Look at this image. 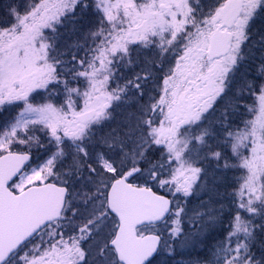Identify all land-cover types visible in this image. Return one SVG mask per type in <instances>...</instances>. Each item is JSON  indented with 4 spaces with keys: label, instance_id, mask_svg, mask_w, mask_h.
Here are the masks:
<instances>
[{
    "label": "snow or ice",
    "instance_id": "1",
    "mask_svg": "<svg viewBox=\"0 0 264 264\" xmlns=\"http://www.w3.org/2000/svg\"><path fill=\"white\" fill-rule=\"evenodd\" d=\"M164 253L264 264V0H0V264Z\"/></svg>",
    "mask_w": 264,
    "mask_h": 264
},
{
    "label": "rangeland",
    "instance_id": "2",
    "mask_svg": "<svg viewBox=\"0 0 264 264\" xmlns=\"http://www.w3.org/2000/svg\"><path fill=\"white\" fill-rule=\"evenodd\" d=\"M180 251V250H178ZM179 256L175 255V264H180L183 260L187 259L186 255H180ZM156 264H171V261L169 260L167 253L162 254L160 257H158Z\"/></svg>",
    "mask_w": 264,
    "mask_h": 264
},
{
    "label": "trees",
    "instance_id": "3",
    "mask_svg": "<svg viewBox=\"0 0 264 264\" xmlns=\"http://www.w3.org/2000/svg\"><path fill=\"white\" fill-rule=\"evenodd\" d=\"M176 256H179V255H176Z\"/></svg>",
    "mask_w": 264,
    "mask_h": 264
}]
</instances>
